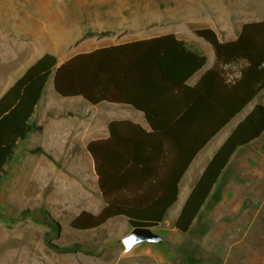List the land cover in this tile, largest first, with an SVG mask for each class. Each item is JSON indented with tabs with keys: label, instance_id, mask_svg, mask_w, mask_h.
I'll return each mask as SVG.
<instances>
[{
	"label": "trees",
	"instance_id": "obj_1",
	"mask_svg": "<svg viewBox=\"0 0 264 264\" xmlns=\"http://www.w3.org/2000/svg\"><path fill=\"white\" fill-rule=\"evenodd\" d=\"M194 33L211 45L217 61L195 87L186 82L206 57L174 34L79 53L60 65L50 53L40 57L0 98V186L18 143L40 130L31 120L52 77L59 97H81L92 106L128 105L151 128L112 121L108 139L88 143L104 207L98 214L79 213L70 228L94 230L114 218L126 219L131 228L159 227L197 153L264 89V21L244 24L238 38L225 43L211 28ZM223 66H239V76L230 80ZM263 134L264 106L257 105L192 189L174 224L179 233L190 231L234 153ZM48 237L45 244L59 253L94 254L79 244L59 248Z\"/></svg>",
	"mask_w": 264,
	"mask_h": 264
},
{
	"label": "rangeland",
	"instance_id": "obj_2",
	"mask_svg": "<svg viewBox=\"0 0 264 264\" xmlns=\"http://www.w3.org/2000/svg\"><path fill=\"white\" fill-rule=\"evenodd\" d=\"M241 3L242 0H0V26H4V36L10 40L23 39L33 45L36 54L50 53L62 62L79 51L104 44L105 37L116 43L166 33L192 39L201 26L195 22L201 14L213 20H217L219 12L236 15L243 9ZM263 3L264 0H247L244 11L252 18ZM47 88L52 89V77ZM259 144L261 141L255 147ZM241 155L248 157L237 166ZM233 162L187 234L175 229L174 209L163 224L153 229L163 237L162 243L141 244L129 253H125L122 240L131 230L122 219L96 230H72L71 220L90 208L92 199L82 192H74L77 196L69 199L50 198L43 184L36 182L32 174H24L32 168L25 166L20 176L15 162L7 166L5 183L0 186L6 185L0 190V224L8 229L11 244L16 245L17 239L24 241L27 253H31L26 264H35L36 259L44 260L43 264H78L73 257L86 255L49 248L45 233L49 234V242L59 248L79 244L93 250L90 256L99 258V264H264V158L252 147L245 154L240 152ZM75 186L82 190L80 184ZM49 256L59 262L54 263Z\"/></svg>",
	"mask_w": 264,
	"mask_h": 264
},
{
	"label": "crops",
	"instance_id": "obj_3",
	"mask_svg": "<svg viewBox=\"0 0 264 264\" xmlns=\"http://www.w3.org/2000/svg\"><path fill=\"white\" fill-rule=\"evenodd\" d=\"M245 3H247V0H242L240 6L243 9L238 12L239 14L227 15L219 12L217 20H213L212 18L207 19L206 15L203 13L200 15L199 19H195V22L201 23L199 28H211L214 30L222 43L234 41L238 38L244 24L264 21V3L257 8L252 18H249V13L244 11ZM224 12L226 13V11ZM0 29H2L0 30L1 98L8 89L23 76L26 70L43 56V54H36L33 45L28 44V46L27 42L23 39L16 38L15 40H10L5 37L4 26H0ZM123 32L127 33L126 31ZM129 33H131V30ZM166 34L149 36L143 39H151ZM129 36L132 35L129 34ZM129 36L123 35V37ZM175 36L179 40L184 41L192 51L206 57L205 65L186 82L187 86L195 87L209 70L216 67L217 61L214 50L209 43L198 36H194L192 39ZM120 37L121 35L118 36V38ZM104 39V44L88 51H79L76 54L135 41L129 39L116 43L109 40L111 38L105 37ZM63 62L65 61L58 62V65ZM222 70L230 80L239 76V66H223ZM52 89L50 88L48 90L46 86L44 96L36 107L31 120L36 126L40 127V130L32 133L27 140L18 143L12 162H15L17 165L18 174H20V176L23 170L26 169L25 166L28 165V168H32L31 172H24V174H32L36 182H40L41 185L43 184L42 188L49 193L50 198L69 199L77 196L74 192H82L84 197L92 199L90 208L84 211L98 214L104 207V201L99 191L98 176L95 171L94 161L87 151L88 143L95 140L108 139V125L112 121H130L141 126L147 132H150L151 128L144 114L128 105L114 104L115 106L112 108L109 105L102 106L101 104L107 103L103 102L96 106L87 103L90 106H86L83 104L86 102L81 97L61 98L55 93L54 89ZM257 105L264 106V89L197 153L179 182L177 201L168 210L167 215L175 209V218L177 219L192 189L215 153L239 122H241ZM82 135H84L85 141ZM28 141L31 142L30 145H26ZM260 141L261 144L255 147V144ZM263 144L264 134L247 146L239 148L232 156L228 167L218 180L209 198L217 190L219 183L222 181L228 168L234 163L233 161L236 159L237 155L242 151L245 154L246 151L251 150L253 147L255 150L257 149V154H260L261 157L264 158L262 151ZM36 149H40L41 152H33ZM247 157L248 155H241V161L237 163V166L243 165L242 160ZM17 181L19 182V178ZM23 181L22 179L21 182ZM75 184H80L82 190H79ZM5 186L4 184L0 190L2 189L3 191ZM180 198L183 199L181 203H179ZM119 219H122L125 225L132 230L127 220L124 218H114L108 222ZM176 219L174 220L176 221ZM161 224H163V222ZM0 230V264H26L30 262L31 253H27L24 241L17 239L14 241L16 245L11 244L8 229L3 224H0ZM134 249H136V247ZM73 258L78 264L100 263L99 258L96 256L76 255ZM50 259L53 258L51 257ZM56 259V257L53 259L54 263L59 262ZM34 263L43 264L44 260L36 259Z\"/></svg>",
	"mask_w": 264,
	"mask_h": 264
},
{
	"label": "water",
	"instance_id": "obj_4",
	"mask_svg": "<svg viewBox=\"0 0 264 264\" xmlns=\"http://www.w3.org/2000/svg\"><path fill=\"white\" fill-rule=\"evenodd\" d=\"M163 237L154 233L149 228H132L131 232L123 238L122 245L126 253L132 251L136 246L141 244H160Z\"/></svg>",
	"mask_w": 264,
	"mask_h": 264
}]
</instances>
